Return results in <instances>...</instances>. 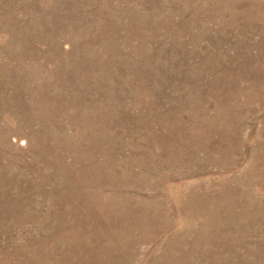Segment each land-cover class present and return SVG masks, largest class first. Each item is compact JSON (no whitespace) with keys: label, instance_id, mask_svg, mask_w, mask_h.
<instances>
[{"label":"rangeland","instance_id":"374dc122","mask_svg":"<svg viewBox=\"0 0 264 264\" xmlns=\"http://www.w3.org/2000/svg\"><path fill=\"white\" fill-rule=\"evenodd\" d=\"M0 264H264V0H0Z\"/></svg>","mask_w":264,"mask_h":264}]
</instances>
